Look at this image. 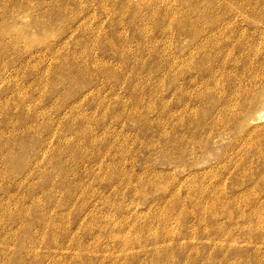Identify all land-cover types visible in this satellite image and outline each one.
<instances>
[{
	"label": "rangeland",
	"instance_id": "374dc122",
	"mask_svg": "<svg viewBox=\"0 0 264 264\" xmlns=\"http://www.w3.org/2000/svg\"><path fill=\"white\" fill-rule=\"evenodd\" d=\"M114 259L264 264V0H0V264Z\"/></svg>",
	"mask_w": 264,
	"mask_h": 264
},
{
	"label": "bare ground",
	"instance_id": "6f19581e",
	"mask_svg": "<svg viewBox=\"0 0 264 264\" xmlns=\"http://www.w3.org/2000/svg\"><path fill=\"white\" fill-rule=\"evenodd\" d=\"M129 4H130L132 7H133V6H135L136 8L140 7V5H134V4H131V3H129ZM141 4H142V3H141ZM128 6H129V5H128ZM128 6H127V7H128ZM129 7H130V6H129ZM128 10H129V9H128ZM138 49H139V48H138ZM160 63H161V62H160ZM155 65H156V64H155ZM161 65H162V64H161ZM159 66H160V65H159ZM197 72H198V71H197ZM171 141H172L171 143L173 144V143H174L173 140H171ZM174 141H175V140H174ZM177 142H178V141H177ZM175 144H176V145H175V147H176L178 143H175ZM173 146H174V145H173ZM179 147H180V146H179ZM176 148H178V146H177ZM178 149H180V148H178ZM120 189H121V188H120ZM193 189H194V188H193ZM201 189H202V188H201ZM201 189L199 190L200 193H202L203 191L205 192V191L208 190L209 188L203 190L202 192H201ZM210 190H211V189H210ZM118 192H119V191H118ZM197 192H198V191H197ZM207 192H209V190H208ZM210 192H211V191H210ZM212 193H213V192H212ZM215 193H216V192H215ZM216 194H218V193H216ZM108 200H109V199H108ZM174 200H176V199H174ZM177 203H178V202H177ZM173 205H174V204H173ZM211 205H212V204H211ZM171 207H172V205H171ZM209 207H211V206H209ZM214 207H215V205H214ZM214 207H213V205H212L211 209L214 208ZM172 208H173V207H172ZM172 208H171V210H172ZM174 208H175V207H174ZM174 208H173V209H174ZM215 208H217V206H216ZM211 209H210V210H211ZM169 210H170V208H169ZM171 210H170V211H171ZM179 210H183V209H182V208H181V209L179 208ZM179 210H178L177 212H179ZM167 211H168V210H167ZM211 211H212V210H211ZM168 212H169V211H168ZM160 213H162V212H160ZM164 213H165V212H164ZM170 213H171V212H170ZM195 213H196V212H195ZM198 213H199V212H198ZM174 214H175V213H174ZM179 214H181V212H179ZM213 214H214V211H213ZM169 215L171 216V214H169ZM175 215H176V214H175ZM155 216H156V215H154L153 217L155 218ZM166 216H167V215L165 214L164 217L166 218ZM173 216H174V215H173ZM182 216H183V214H182L180 217H182ZM153 217H152V218H153ZM156 217H157V216H156ZM158 217H159V216H158ZM170 218H171V217H170ZM170 218L167 217V220H168V219L171 220ZM174 218H175V217H174ZM182 218H184V217H182ZM160 219H161V217L159 218V220H160ZM176 219H177V218H176ZM21 220H22V219H21ZM156 220H157V219H156ZM161 220H162V219H161ZM161 220H160L159 222H161ZM167 220H166V221H167ZM23 221H24V220H22V222H23ZM149 221H151V220H149ZM177 221L179 222V220H177ZM181 221H182V220H180V222H181ZM163 222H164V221H163ZM170 222H171V221H170ZM168 224H169V223H168ZM150 225H151V224H150ZM159 225H160V223H159ZM162 225H165V223L162 224ZM162 225H161V226H162ZM143 227H145V225H144ZM162 227H163V226H162ZM166 227H167V226H166ZM152 228H153V227H152ZM149 229H150V228H149ZM138 230H139V229H138ZM142 230H143V229H142ZM147 230H148V229H147ZM164 231H165V235H166V234H167V232H166L167 230H164ZM138 232H139V231H138ZM138 232H137V233H138ZM148 232H149V231H148ZM154 232H155V231H154ZM114 234H115V232L113 233V235H114ZM153 234H154V233H152V236H151V237L155 240V238L153 237ZM159 234H160V233L156 234V236H158ZM163 234H164V233H163ZM163 234H160V236L163 235ZM172 234H173V233H172ZM115 235H116V234H115ZM117 235H118V234H117ZM154 236H155V235H154ZM156 236H155V237H156ZM168 236H169V235H168ZM170 236L172 237V235H170ZM143 237H144V236H143ZM151 237H150V236H149V237L147 236V238H146V237H144V238H146V239H149V238H150V241H151ZM160 238H161V237H160ZM160 238H159V239H160ZM162 238H163V237H162ZM167 238H169V237H167ZM139 239H141V238H139ZM156 239H157V238H156ZM163 239H165V237H164ZM157 240H158V239H157ZM160 240H161V239H160ZM160 240H158V241H160ZM138 241H139V240H138ZM141 242L144 243V241H143L142 239H141ZM152 242H153V241H152ZM155 242H157V241H155ZM155 242H154V243H155ZM145 243H146V242H145ZM150 243H151V242H150ZM158 243H159V242H158ZM138 244H139V243H138ZM148 244H149V243H147V245H148ZM140 245H144V244H140ZM147 245H145V246H147ZM154 245H155V244H154ZM150 247H152V246H150ZM170 247H171V246H170ZM152 248H154V247H152ZM155 248H156V247H155ZM158 248H159V247H158ZM158 248H157V249H158ZM168 250H169V249H168ZM168 250H167V251H168ZM148 251H149V250H148ZM153 251H154V250H153ZM150 252H151V251H150ZM155 252H157V251L155 250ZM162 252H163V251H162ZM152 253H153V252H152ZM150 255H153V254H150ZM154 255H155V254H154ZM157 255H158V254H157ZM166 255H167V254H166ZM155 256H156V255H155ZM159 257H160V256H159ZM166 257H167V256H166ZM174 257H175V256H174ZM130 258H131V257H130ZM130 258H126V259H130ZM132 258H133V257H132ZM132 258H131V259H132ZM153 258H154V256H153ZM176 258H177V257H176ZM135 259H136V258L134 257V260H135ZM155 259H156V258H155ZM158 259H159V258H158ZM121 260H122V259H121ZM121 260H120V261H121ZM123 260H124V259H123ZM164 260H165V259H164ZM166 260H167V259H166ZM113 261H115V259H114ZM124 261H125V260H124ZM129 261L131 262V260H129ZM135 261H136V260H135ZM139 261H140V260H139ZM139 261H137V262H139ZM142 261H143V260H142ZM147 261H148V260H147ZM150 261H151V260H150ZM169 261H170V260H169ZM169 261H168V262H169ZM109 262H110V261H109ZM122 262H123V261H122ZM122 262H121V263H122ZM127 262H128V261H125V264H126ZM168 262H166V263H168ZM84 263H85V262H84ZM110 263L113 264V262H110ZM141 263H143V262H141ZM147 263H148V262H147ZM161 263H163V262L161 261ZM161 263H160V264H161ZM164 263H165V262H164ZM170 263H172V262H170ZM170 263H169V264H170ZM115 264H119V262L117 263V262L115 261ZM122 264H123V263H122ZM127 264H128V263H127ZM130 264H132V263H130ZM136 264H137V263H136ZM151 264H152V263H151ZM184 264H185V263H184Z\"/></svg>",
	"mask_w": 264,
	"mask_h": 264
}]
</instances>
